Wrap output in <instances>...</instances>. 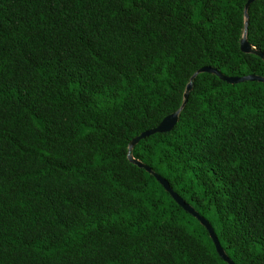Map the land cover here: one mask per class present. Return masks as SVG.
<instances>
[{"label":"trees","instance_id":"16d2710c","mask_svg":"<svg viewBox=\"0 0 264 264\" xmlns=\"http://www.w3.org/2000/svg\"><path fill=\"white\" fill-rule=\"evenodd\" d=\"M246 2L0 0V264H227L153 174L264 264V82L192 79L264 77Z\"/></svg>","mask_w":264,"mask_h":264},{"label":"water","instance_id":"95a60500","mask_svg":"<svg viewBox=\"0 0 264 264\" xmlns=\"http://www.w3.org/2000/svg\"><path fill=\"white\" fill-rule=\"evenodd\" d=\"M258 0H247L245 7H244V13L245 18L247 19V10L249 6ZM240 51L244 54H254L258 57H260L264 61V54L256 51L246 40V35L244 33L241 41H240ZM201 73H209L217 76L221 81L226 82L228 84H239L243 82H264V77H259L256 75H248L244 77H228L220 73L217 69L211 68V67H203L201 68L196 74L193 75L192 79L195 78L198 74ZM192 88V83H189L186 86V94L184 96V102L182 104V107L180 110L185 106L188 98V93L190 92ZM180 110L176 111L173 114H170L166 116L155 128L147 130L145 132H142L140 135L134 137L130 142V148L134 147L139 141L149 138L155 134H163V133H169L177 124L178 116L180 113ZM131 160L138 165V167L144 168L148 173L152 174V171L149 167L143 165L142 163L134 160L131 158ZM155 179L163 186L164 190L171 196V198L175 201V203L181 207L185 212H187L189 215L197 219L199 223L205 228L207 231L210 239L213 242V245L215 247V251L217 255L227 264H234L229 257L226 255L225 251L221 247L217 236L215 235L212 227L208 223L207 220H205L203 217H201L190 205H188L181 197H179L169 186L168 182L162 178L161 176L157 174H153Z\"/></svg>","mask_w":264,"mask_h":264}]
</instances>
